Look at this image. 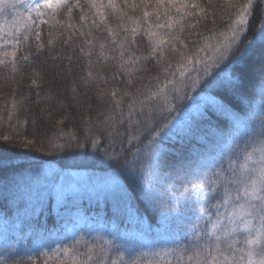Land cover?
I'll return each instance as SVG.
<instances>
[{
	"label": "snow or ice",
	"instance_id": "snow-or-ice-1",
	"mask_svg": "<svg viewBox=\"0 0 264 264\" xmlns=\"http://www.w3.org/2000/svg\"><path fill=\"white\" fill-rule=\"evenodd\" d=\"M225 2L228 9H235L229 11L226 27L215 30L216 21L213 19V29L209 30L208 35L201 33L199 39L202 43L196 46L195 51H189V45L182 37L185 27L195 29L200 19L207 18L208 11L196 0H156L153 12L157 23H148L145 30L149 40L155 41L149 55L156 58L159 66V72L149 77L153 86L142 85L135 93L125 91L119 99L117 89H101L98 93L110 94L113 106L97 113L103 117L97 120L99 135L90 134V142L96 152L101 151L100 145L104 142L103 156L110 162V168L116 165L112 168L113 174L96 176L63 170L48 171L36 166L31 170L33 177L30 183L34 211L36 208L42 210L46 201L67 207L88 190L104 198L109 193H119L125 206L131 210L129 201L132 197L128 188L132 183L145 200L154 201L159 195L157 184L185 175H198L211 168L202 181L185 190L192 193L193 203L201 205L189 211L203 219L192 225L190 234L183 235V243L180 242V231L174 230L172 236L175 239L166 238V242L174 247H166L152 255L163 256L164 264H264V7H261L264 0ZM86 3L95 9V15L105 24L113 42L122 49L119 71L128 75V83L131 84L133 72L138 71L135 65L141 57L133 59L129 56L128 60L124 59V43L116 41V33L107 26L103 10L110 8L119 12L122 19L131 21L133 37L141 29V18L127 16L116 0H107V4L103 0H86ZM124 3L131 9L139 7L135 3L128 4L127 0ZM208 6L211 8V0ZM61 8L68 9L69 19L73 8H80L82 13L84 11L80 0H75L71 6L69 0H42L40 3H33L32 0H0V48L7 45L12 48L11 51L0 52V65L10 62L12 71H18L17 50L33 32L37 42L41 39L36 20L42 24H58L60 21L56 20V15ZM161 8H164L163 16ZM257 8L261 9V16L253 29L252 21L256 18ZM172 9H175V16L171 14ZM149 15L145 11L143 20H148ZM9 16L12 17L10 25ZM44 16L49 19H43ZM194 16L199 19L186 24V19ZM80 19L87 21V15H81ZM91 23L99 27L96 20ZM68 27L73 26L69 24ZM163 30H168V34L165 35ZM250 30L252 35L249 37ZM80 34L84 35L83 30ZM85 42L90 47L84 55L90 57L93 41ZM47 44L52 47L54 38H50ZM44 47L43 43H37V50ZM99 47L100 56L104 60L109 59L103 52L105 45L101 43ZM169 47L178 56L175 63L166 59L165 49ZM80 51L84 52V49ZM257 51L258 60L254 58ZM23 59L27 61L28 56ZM68 59L71 60V57ZM143 59L147 60L148 57ZM87 75L93 82L104 80L103 76L98 79L94 77L91 71ZM250 86L259 97L256 106H253L252 95L248 91ZM189 92L194 95H189ZM125 96L130 97L127 115L122 106ZM16 106L13 98L12 108ZM8 118L11 120V112ZM201 126L214 129L217 142L227 146L226 156L217 161L198 153L172 152L166 147L174 137L184 139ZM120 128H124V132ZM10 139L7 135L0 136V140L5 142ZM117 140L120 151L115 147ZM125 143L131 149L130 153ZM84 146L77 142V147ZM129 154L132 159L126 158ZM176 199L179 201L181 197ZM183 199L187 203L190 198L183 195ZM110 236L111 239H108L97 234L90 240L74 237L70 245H57L50 254L41 252L40 256L45 257L44 264H49V261L52 264H160L159 259L144 261L137 257L125 260L120 251L125 244L116 243L123 238L116 234L115 229L110 231ZM81 245L85 248L84 252L80 251ZM112 252H119V255L113 258L110 255ZM148 255L141 253V256ZM169 256L173 259H167ZM28 259L31 260V257ZM0 264H6V261L0 258Z\"/></svg>",
	"mask_w": 264,
	"mask_h": 264
},
{
	"label": "trees",
	"instance_id": "trees-1",
	"mask_svg": "<svg viewBox=\"0 0 264 264\" xmlns=\"http://www.w3.org/2000/svg\"><path fill=\"white\" fill-rule=\"evenodd\" d=\"M103 2L107 4V0ZM196 2L209 14L206 19L199 20L195 29L185 27L182 37L188 43L189 51H195L196 46L202 43L199 39L201 33L208 35L209 30L213 29V19L216 21L215 30H223L227 24L229 11H235L227 8L225 0H211V8L208 6L209 0H196ZM239 2L242 3L243 0ZM74 3L75 0H69V6ZM116 3L127 16L141 18V29L133 37L131 21L122 19L119 12H114L110 8L103 10L107 26L116 33V41L124 43V59L128 60L129 56L133 59L136 56L141 57L135 65L138 71L133 72L131 84L128 83V75L119 71V54L122 49L113 42L105 24L101 23L99 16L95 15V9H91L86 0H80L83 13L80 8H73L71 19L68 16V9L61 8L56 15V20L60 21L58 24L54 22L42 24L40 20H36L41 39L37 42L33 32L28 41L17 50L18 71H12L10 62L0 65V136L7 135L11 138L7 142L0 140V218L5 220L8 228L0 239V258H3L6 264H44L45 257L40 256L41 252L50 254L57 245H70L74 237L90 240L100 234L111 239L110 231L113 229L123 238L116 243L125 244L120 250L125 260L137 257L144 261L159 259L160 264H164L163 256L156 257L152 254L161 252L166 247H174L170 242H166V238L175 239L172 236L174 230L180 231V242L183 243V235L190 234L192 225L203 219L189 211V209H198L201 205L193 203L192 193L190 191L186 193L185 190L190 189L192 184L202 181L211 172V168L205 169L198 175H185L179 179H169L163 184H157L159 195L154 201L145 200L139 194L135 183H132L128 188L132 197L129 201L131 210L125 206L119 193H109L107 198H104L103 195L92 194L90 190L84 191L76 198L74 204L69 203L67 207L57 206L54 201H46L42 210L40 208L33 210L34 200L31 199L30 183L33 177L31 170L36 166H42L48 171L82 170L85 174L96 176L113 174L112 168L116 165L113 164L110 168V162L103 156L104 142L100 145V152H96L90 142V134L99 135L97 120L103 117L98 116L97 113L113 106L110 94L98 93L101 89L106 91L117 89L119 99L125 91L135 93L142 85L153 86L149 77L159 72L156 58L149 55L155 41H150L145 34L148 23H157L153 12L156 0H127L128 4L139 5L135 9L126 7L124 0H116ZM145 11L150 14L146 21L143 20ZM160 13L163 16L164 8L160 9ZM84 14L87 15V21L80 19ZM171 14L176 15L175 9L171 10ZM260 16L261 9L257 8L256 18L252 21L253 29L259 22ZM33 18L35 19V14ZM43 19L48 20L49 17L44 16ZM197 19L198 16L188 17L186 24L195 23ZM11 20L12 17L9 16V25ZM92 20H96L99 27L93 25ZM69 24L73 27L69 28ZM81 30L84 35L80 34ZM163 31L165 35L168 34V30ZM89 32L91 35H88ZM49 33H52L51 37ZM251 35L250 30L248 36ZM50 38H54L52 47L47 44ZM66 40L69 42L64 43ZM86 40L93 41L90 57L84 55L90 47L86 44ZM37 43H43L45 47L37 50ZM101 43L105 45L103 52L109 57L107 60L100 56ZM81 48L84 52L80 51ZM11 50V45L0 48V52ZM165 53L166 59L173 63L178 59V56L171 52L170 47L165 49ZM26 55L27 61L23 59ZM145 56L148 57L147 60L143 59ZM68 57H71V60ZM254 58L259 59L258 51L254 54ZM57 71L60 74L55 78L54 74ZM89 71L97 79L103 76L104 80L91 81L87 75ZM33 80L36 81L35 84L32 83ZM61 81L64 83L61 84ZM253 85L258 89L255 81ZM61 86L66 91L69 90L71 104H63L59 94ZM52 91H55L59 97L58 103L52 101L54 98ZM248 91L252 95L253 106H256L259 102L258 94L253 93L252 86ZM87 93L95 94V97L88 99L85 96ZM189 95L194 93L189 92ZM13 98L17 102L15 109L12 108ZM93 99L96 103L86 107V103H92ZM129 99L130 97H123L122 106L125 115H127ZM74 102L81 109L77 113L73 109ZM180 107L182 108L183 105ZM9 112L12 113L11 120L8 118ZM37 113L43 115L37 118L34 116ZM120 131L124 132V128H120ZM86 136L89 139L86 140ZM77 142L85 146L77 147ZM115 147L120 151L119 140ZM166 147L172 152L179 150L185 153H198L217 161L227 155V146L223 142H217L214 129L206 126H201L191 135H186L184 139L179 136L174 137ZM125 148L129 153L131 152L127 143ZM126 158L132 159L131 154ZM169 185L174 187L170 188ZM183 195L190 198L187 203ZM176 197L181 199L178 201ZM75 207H80L84 213L90 214V218H93L91 224L84 222L67 228L70 223H76L69 214V211ZM212 211L214 214L215 210ZM26 229L30 231L25 237L26 241L23 242ZM80 251H85L83 245L80 246ZM142 252L149 255L141 256ZM110 255L115 258L119 252H112ZM29 257L31 260L28 259ZM167 259L171 260L173 257L169 256ZM49 264L52 262L49 261Z\"/></svg>",
	"mask_w": 264,
	"mask_h": 264
},
{
	"label": "rangeland",
	"instance_id": "rangeland-1",
	"mask_svg": "<svg viewBox=\"0 0 264 264\" xmlns=\"http://www.w3.org/2000/svg\"><path fill=\"white\" fill-rule=\"evenodd\" d=\"M32 2L33 3H40V2H42V0H32ZM57 74H60V72L59 71H57L55 74H54V77L55 78H57L58 76H57ZM62 83H64L63 81H61V84ZM69 91V90H68ZM68 91H66L64 88H63V86H61V89H60V92H59V94H61L60 95V98H61V100L63 101V104H71V98L69 97V92ZM51 94H52V96L54 97L53 98V102H55V103H58V96H57V94H56V92L54 91H52L51 92ZM63 94V95H62ZM66 95H68V97L66 96ZM88 99L90 98V99H92V98H94L95 97V94H91V93H87V95H85ZM57 97V98H56ZM73 102V101H72ZM92 103H90V104H88V103H86V107H91L90 105H93V104H95L96 103V101L93 99L92 101H91ZM63 104H61V105H63ZM72 105H73V109H75L74 111H75V113H77L79 110H81L80 109V107H79V105L77 104V103H75L74 102V104L72 103ZM64 108V107H63ZM43 115V113H37L36 115H34L35 117H41ZM35 117H33V119H36ZM72 173H78V174H85V172L84 171H82V170H73L72 171ZM69 214H70V216H71V218L74 220V222H76L75 224H69V225H67V228H70V227H74V226H77V225H80V224H82L83 222H87V224H90L91 222H92V217L90 218V214L89 213H84V211H83V209L82 208H80V207H75L74 209H72L71 211H69ZM6 223H5V220L4 219H2V218H0V239L3 237V235H4V232L5 231H7V226L5 225ZM29 229H26V231L24 232V237H23V239H22V241L23 242H25L26 241V235L29 233ZM17 234V233H16ZM19 234V233H18ZM40 242H37V244H39Z\"/></svg>",
	"mask_w": 264,
	"mask_h": 264
}]
</instances>
